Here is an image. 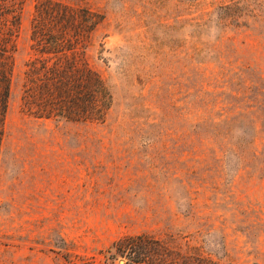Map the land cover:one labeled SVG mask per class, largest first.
<instances>
[{"label": "rangeland", "instance_id": "1", "mask_svg": "<svg viewBox=\"0 0 264 264\" xmlns=\"http://www.w3.org/2000/svg\"><path fill=\"white\" fill-rule=\"evenodd\" d=\"M39 1H16L0 264H106L140 234L176 264H264V0H48L101 19L69 55L112 95L88 123L22 108Z\"/></svg>", "mask_w": 264, "mask_h": 264}, {"label": "trees", "instance_id": "2", "mask_svg": "<svg viewBox=\"0 0 264 264\" xmlns=\"http://www.w3.org/2000/svg\"><path fill=\"white\" fill-rule=\"evenodd\" d=\"M17 0H0V146L10 95L12 41L19 25ZM100 16L48 0L34 6L30 40L40 57L24 73L22 108L38 119L103 122L112 95L101 77L70 57L84 48ZM106 264H176L161 240L140 234L121 238L105 251Z\"/></svg>", "mask_w": 264, "mask_h": 264}]
</instances>
